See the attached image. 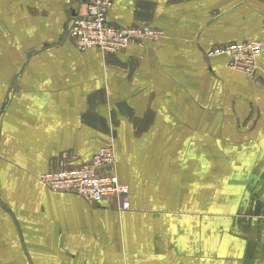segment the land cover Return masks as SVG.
<instances>
[{
    "label": "crops",
    "instance_id": "1",
    "mask_svg": "<svg viewBox=\"0 0 264 264\" xmlns=\"http://www.w3.org/2000/svg\"><path fill=\"white\" fill-rule=\"evenodd\" d=\"M84 14L80 0H0V35L8 41L0 57V264H264V0H113L106 12L112 25L164 34L115 56L78 52L66 41L69 17ZM15 18L18 24L5 26ZM27 35L38 39L29 44ZM248 41L261 42L255 82L217 53ZM219 73L241 77L247 91L214 89ZM208 87L220 97L211 108ZM221 99L235 103L231 123ZM103 127L118 137H98ZM152 130L183 131L185 145L232 136V156L222 155L232 168L228 178L221 168L213 194L216 212L233 213V227L207 212L195 217L187 201L200 188L185 191L175 177L157 192L145 177L124 184L120 145L142 142ZM109 145L129 210L115 197L92 204L52 193L38 179L76 168ZM195 171L190 184L204 172Z\"/></svg>",
    "mask_w": 264,
    "mask_h": 264
},
{
    "label": "rangeland",
    "instance_id": "2",
    "mask_svg": "<svg viewBox=\"0 0 264 264\" xmlns=\"http://www.w3.org/2000/svg\"><path fill=\"white\" fill-rule=\"evenodd\" d=\"M10 21H16L14 24H18L20 22L19 19L17 18L10 19L6 22L5 26H9L8 22ZM27 37H28L29 44H32L38 39L34 35H27ZM17 39L21 40V36H17ZM65 39L66 41H69L72 43V40L69 38L67 33H66ZM7 42L8 41L5 40L3 36H1L0 38V45H1L0 46V57L1 58H3L4 54L2 50H5L4 45ZM157 42H159V40ZM157 42H154L151 44H156ZM232 44H236V43H229L224 46H228ZM133 47L138 48L140 46H133ZM16 54H17V57H20L21 54H20L19 47L17 48ZM228 59H229L228 67L232 71L236 72V74H240L241 76H243L246 80H252L251 82H255L257 80L255 78L259 76L260 73L262 74L260 70L257 71L256 65H255L254 72L249 76L245 75L244 73L238 70H233L231 68L232 63L230 61V58L228 57ZM194 72H195V69H194ZM233 78L234 79L232 81H229L228 79H226L224 74L219 73L218 76H216V81L218 82L219 80H221V83L220 84L214 83V89L218 88L217 89L218 91H226V90L247 91L245 90L246 88H244L245 81L242 80L241 77L237 76ZM207 92H208L207 93L208 96H210L209 108H211L212 106H215V102L217 100L220 101V97H218L216 92H213V90H210L209 87L207 89ZM244 95L246 94L244 93ZM222 101L223 100L221 99V105L219 106L221 107L225 106V109H224L225 121L231 123L232 116H233L232 107L234 106L235 103L230 102V100H227L226 102L224 101V104H222ZM169 102H172V101L170 100ZM179 105H180L179 103L178 105L176 104L177 107H180ZM243 106H248V103L244 104ZM220 112H222V109H220ZM216 121L217 119L215 118V122ZM103 128L106 129V133L99 134L98 137L103 138V139L118 137V132L116 130H113L112 128L110 129L107 127H103ZM182 133L184 132L179 131V130L171 131V132H168L165 130H154V131L152 130L151 132L144 133L146 137L142 139L143 140L142 142H137L139 140L134 141V139H132L131 141L133 143L131 144L129 148H123L122 145H120L117 162L120 168L119 174L120 176L123 177L122 180L124 181V184L125 185L127 184L128 179H131V180L133 179L132 180L133 185L136 186L137 185L136 183L138 182V180L140 178L145 177L147 182L149 183V189H151L150 191L155 190V192H157V189L160 187L161 182L167 181L168 183H165V187H172L173 184L171 183L174 181V177H175L179 183L178 187L184 188L185 191L186 190L188 191L190 189V186H193L192 188H195V187L200 188L201 193L194 194V195L192 193L191 202L187 201V203H191L192 205V207L188 206L189 208L188 210H193L191 213H193V215H196L195 217L206 218L205 214L207 212L209 219L219 218L220 220V218L224 217L222 220H225L226 229L233 227L234 225L233 223L236 222L235 221L236 219L233 218V213L231 211L229 212L226 210V212L222 216L221 213L216 212L218 199H217V195L213 194V192L215 191V187H216V186L214 187L215 180L217 176L221 175V172H220L221 168L223 167L225 168V172L223 173V175H225L226 177L232 168V162L225 161L226 159L224 161L222 160L223 154L231 155V156L233 154L232 141L231 140L227 141L229 138H232V136L230 135L229 137L228 136L225 137L227 140L225 139L224 141L219 139V141L216 143L215 141H212L210 136L208 138L209 140L207 141L204 136L200 135L201 137H198L192 140L193 141L192 145H188V141L185 145L184 142L186 141V139L180 136V134ZM209 133H212V132H209ZM227 133L231 134V131H228ZM219 134H220V137H222L223 133L219 132ZM98 145L99 144L97 143L94 144L93 148L97 147ZM123 150L126 152L124 157L131 159L130 163L125 162L123 157H121ZM218 159H219V162H218ZM190 163L192 164V166H190ZM126 164L128 165L126 166ZM122 165H125L126 167L122 168ZM186 166H190V168L186 169ZM198 168L200 169L202 168V170L204 171L202 173L199 171L200 174H196V179H199L201 177V179H199L200 182L196 181V184L195 183L190 184L189 176L195 175L196 173L195 169H198ZM114 173L116 174L115 164H114ZM159 173L161 177L156 176ZM198 183H200V185ZM125 187L127 188V193H129L128 187L127 186ZM226 187L227 186L225 185L224 188ZM222 189L223 187H221V191ZM177 197L184 198L185 197L184 191H182L181 196H177ZM207 202L209 203L208 207H204V204H206ZM225 237L226 238L231 237L230 233L228 234V232H226Z\"/></svg>",
    "mask_w": 264,
    "mask_h": 264
},
{
    "label": "built area",
    "instance_id": "3",
    "mask_svg": "<svg viewBox=\"0 0 264 264\" xmlns=\"http://www.w3.org/2000/svg\"><path fill=\"white\" fill-rule=\"evenodd\" d=\"M84 15L69 17L66 33L74 48L83 52L95 50L104 56H115L131 46L154 43L163 32L149 27L114 26L106 19L113 0H80ZM261 52V42L248 41L224 46L218 54L226 55L231 68L245 75L255 70ZM113 145L101 147L90 161L72 169L51 171L39 176V181L52 193L75 195L86 202L98 204L117 198L121 210H129L127 188L118 182L114 173Z\"/></svg>",
    "mask_w": 264,
    "mask_h": 264
}]
</instances>
